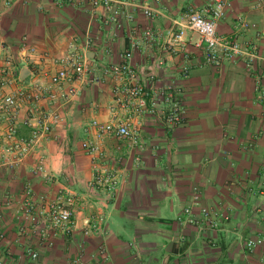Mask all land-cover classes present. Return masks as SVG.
Wrapping results in <instances>:
<instances>
[{
    "label": "crops",
    "instance_id": "0c3cea01",
    "mask_svg": "<svg viewBox=\"0 0 264 264\" xmlns=\"http://www.w3.org/2000/svg\"><path fill=\"white\" fill-rule=\"evenodd\" d=\"M143 1L155 17L128 8L136 19L116 27L105 24L106 9L90 0H0V69L12 62L7 93L50 87L60 69L55 61L71 45L99 80L76 82L77 93L67 100L65 85L51 87L37 105L22 102L13 120L14 139L7 135L11 121L0 123V199L15 201L0 222V264H25L27 247L39 252L37 264H71L78 257L86 264H264V96L258 82L264 83V12L256 0H224L229 6L219 35L234 36L237 18L245 17L251 29L238 32L237 39L241 46L252 44L258 58L215 66L206 62L199 36L186 27V15L212 0ZM181 24L179 44L171 32ZM146 30L153 40L144 39ZM132 43V65L147 83L157 90L181 89L180 125L147 111L152 91L139 114L115 103L117 81L104 68L120 63ZM52 112L59 119L42 148L12 166L7 145L27 138L39 115ZM127 119L141 146L93 126ZM85 142L96 143L100 152L89 155ZM41 154L46 172L35 175ZM27 186L37 197L52 199L60 190L73 197L72 232L56 237L53 247L25 230L17 212ZM202 208L217 227L209 226ZM249 240L261 244L249 249ZM101 244L104 256L97 254Z\"/></svg>",
    "mask_w": 264,
    "mask_h": 264
},
{
    "label": "built area",
    "instance_id": "2783aa9c",
    "mask_svg": "<svg viewBox=\"0 0 264 264\" xmlns=\"http://www.w3.org/2000/svg\"><path fill=\"white\" fill-rule=\"evenodd\" d=\"M95 7L102 6L106 9L108 16L105 21L107 26L122 27L123 19L127 22H133L136 19L135 11L130 12L128 8L139 10L143 15L152 19L156 16V12L143 0H90ZM229 6L224 0H212L201 11L190 12L186 15V27L194 31L200 39V42L206 46L205 60L207 63L215 66L221 65L224 60L234 61L238 58H244L249 61V64L254 62L258 56L254 51L252 44L245 47L241 46L238 41V32H246L251 29V24L243 16L237 18V31L234 36H221L218 33V24L225 17V9ZM256 8L264 12V0H256ZM179 25L180 23H176ZM182 26L177 33H173L175 43H182L184 36L185 25ZM145 40H153L154 34L151 30H146L143 33ZM87 46L92 45V40L86 41ZM136 49V44L132 43L130 49L125 51L121 56V62L104 68L106 76H112L117 81L115 87V103L122 104L127 109H133L134 113L139 114L141 110L147 109L146 99L150 97L152 91V105L150 113H160L165 117L168 124L178 126L182 123L185 110L181 102L182 91L177 86H170L157 90L154 86L147 83L141 74L132 65L133 53ZM55 64L60 66V69L51 76V86L44 88L36 86L35 88H21L16 94L7 93L5 88L11 83L12 62L6 60L0 69V123L7 118L11 121L8 127V138L14 139L17 135L16 126L13 124L15 112L22 102L38 104L46 99V94L51 87L68 86L67 91L63 92L62 97L69 99L77 93L74 84L76 82H86L94 84L99 82L98 77H95L92 67L84 54H81L75 45L70 46L68 53L55 61ZM187 70V69H185ZM260 86L261 96H264V83L258 81ZM166 108V110L163 108ZM116 117V111L112 110ZM59 116L57 113H42L37 119V124L32 127L31 133L27 138H19L13 140L5 148V153L11 156L10 164L12 166H20L31 155L35 154L38 149L42 148L43 141L49 138L52 126L57 122ZM93 126L100 133H111L118 138L129 139L134 144L141 146L139 139L131 128L130 120L126 122H110L107 124H99L94 122ZM84 150L89 155H96L100 152V148L96 143L85 142ZM46 157L41 154L36 158V163L33 167L35 175H42L46 172ZM48 179V178H47ZM194 201L199 204V196L195 195ZM73 197L66 190H60L54 198H49L45 195L36 196L32 187L27 186L24 189L22 201L17 203V212L25 224V230L29 228L34 234L38 235L41 242L46 247H53L54 240L60 234L68 235L72 232L73 227ZM15 201L12 198L0 199V222L3 220V212L12 208ZM187 213L191 209L186 210ZM202 215L208 221L212 228L217 227L218 223L212 217L211 212L202 208ZM4 235L0 234V239ZM260 240H249L247 248L253 249ZM106 247L100 245L97 249V254L104 256ZM25 253L28 257L25 264H37L40 259V254L32 247L25 248ZM71 264H86L81 257L73 260ZM101 264V263H98Z\"/></svg>",
    "mask_w": 264,
    "mask_h": 264
}]
</instances>
